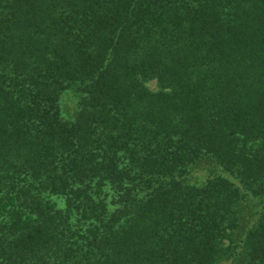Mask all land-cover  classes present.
Listing matches in <instances>:
<instances>
[{"label": "trees", "instance_id": "trees-1", "mask_svg": "<svg viewBox=\"0 0 264 264\" xmlns=\"http://www.w3.org/2000/svg\"><path fill=\"white\" fill-rule=\"evenodd\" d=\"M242 251L264 264V0H0V264Z\"/></svg>", "mask_w": 264, "mask_h": 264}, {"label": "rangeland", "instance_id": "rangeland-1", "mask_svg": "<svg viewBox=\"0 0 264 264\" xmlns=\"http://www.w3.org/2000/svg\"><path fill=\"white\" fill-rule=\"evenodd\" d=\"M156 81H151L149 83V86L153 89H156L157 86H156ZM68 95V94H67ZM64 102L68 103L70 100H68L67 96L64 97ZM66 103H64V105H66ZM70 103L72 104V102L70 101ZM71 110V109H70ZM67 113H69L68 111H66ZM207 170H209V167H207L204 171H201V173H206L208 172ZM209 173V172H208ZM206 173V174H208ZM197 177H192L191 178V182L192 183H195V184H201L203 183V181L205 180L204 178V175H196ZM257 206H255V203H251L250 204V208L249 209H254L256 208ZM251 221V216H249L248 214H246L245 212L242 214V216L240 217V222H239V225H238V228L234 231L233 233V237L240 240V232L242 233L243 231L246 230V226H248V223ZM242 254V256H241ZM237 258V261L236 262H232V260L228 261V264H243L246 260V257H245V253H243V251L241 253H236V256H234ZM233 258V257H232Z\"/></svg>", "mask_w": 264, "mask_h": 264}]
</instances>
